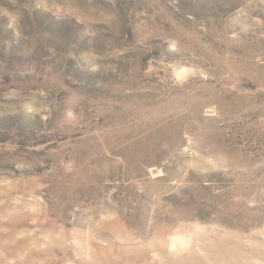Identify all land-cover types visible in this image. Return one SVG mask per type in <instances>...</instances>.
<instances>
[{
    "label": "rangeland",
    "instance_id": "obj_1",
    "mask_svg": "<svg viewBox=\"0 0 264 264\" xmlns=\"http://www.w3.org/2000/svg\"><path fill=\"white\" fill-rule=\"evenodd\" d=\"M0 264H264V0H0Z\"/></svg>",
    "mask_w": 264,
    "mask_h": 264
}]
</instances>
